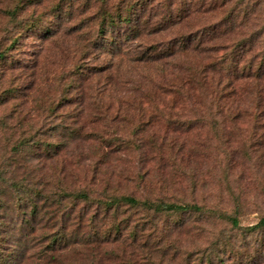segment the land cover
<instances>
[{"label":"rangeland","instance_id":"374dc122","mask_svg":"<svg viewBox=\"0 0 264 264\" xmlns=\"http://www.w3.org/2000/svg\"><path fill=\"white\" fill-rule=\"evenodd\" d=\"M0 52L15 264H264V0H0Z\"/></svg>","mask_w":264,"mask_h":264},{"label":"trees","instance_id":"16d2710c","mask_svg":"<svg viewBox=\"0 0 264 264\" xmlns=\"http://www.w3.org/2000/svg\"><path fill=\"white\" fill-rule=\"evenodd\" d=\"M102 2H104V1H102ZM131 9H132V7L129 6V10L128 11H131ZM116 11L117 12H115L113 14L111 12H108L107 8H105V10L102 13V21L104 22L105 25L113 27V26H115L117 24H122L123 23L124 25L125 24L128 25V24L131 23V15H130V13L128 11H127V13L126 12L122 13L119 7L116 8ZM11 15L15 16V11L14 10H13V13L11 11ZM198 38H199L198 41L201 42L202 41V37L201 38L198 37ZM182 44L184 46L185 42H183ZM4 57H5V53L4 52H0V60L4 59ZM1 179H2V172L0 171V180ZM75 198L76 199H83V201H88V198H87L85 193L78 194ZM115 202H116V204H118L120 201L117 200ZM115 202H114V200H112L110 202L105 203L106 208L109 209L110 207L114 206ZM121 202L129 204L131 207H136V206H138L140 204L149 206L150 208H152L154 206L153 208L157 212H167V213H172V214L177 213L178 211H184V209H190L192 207H195V206H192V207L180 206V205H176V204H166L164 202H160L159 204H148L147 202L141 203L139 200H136V199H134L132 197H122L121 198ZM0 207H1V204H0ZM35 209H36L35 204H33V210H31V217L32 218L35 216V213H36ZM228 219L231 221L232 225H235V226L238 225L237 224L238 220H236V218L229 217ZM260 220L261 221H259L254 227H252L253 230L264 228V217L261 218ZM30 226L33 227V225H30ZM0 243H2V242H0ZM56 243H57V240H55V239L52 240V242L50 243V247H51V249L53 251H55L54 249H56L57 247L58 248L61 247L60 242H58L59 243L58 246H56L57 245ZM21 244L19 243L20 246H21ZM10 246H13V251H9L8 253H4L3 251L1 252V250H2L1 248H4L6 246H5V244H1V246H0L1 247L0 248V264H15L16 256L13 253H14V250L16 251L17 248H19V246H18L17 243H16L15 246H14V244L13 245L10 244ZM24 251H26V249ZM51 257L54 258L55 256H51ZM246 261H247L246 259L243 262L240 261V264H254L251 260L248 261V262H246Z\"/></svg>","mask_w":264,"mask_h":264}]
</instances>
